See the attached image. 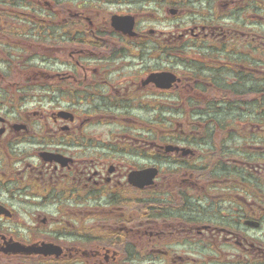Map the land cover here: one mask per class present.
<instances>
[{
	"label": "flooded vegetation",
	"instance_id": "af4514ba",
	"mask_svg": "<svg viewBox=\"0 0 264 264\" xmlns=\"http://www.w3.org/2000/svg\"><path fill=\"white\" fill-rule=\"evenodd\" d=\"M0 264H264V0H0Z\"/></svg>",
	"mask_w": 264,
	"mask_h": 264
}]
</instances>
